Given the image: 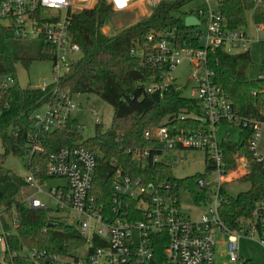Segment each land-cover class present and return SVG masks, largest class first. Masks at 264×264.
<instances>
[{
    "label": "built area",
    "instance_id": "built-area-1",
    "mask_svg": "<svg viewBox=\"0 0 264 264\" xmlns=\"http://www.w3.org/2000/svg\"><path fill=\"white\" fill-rule=\"evenodd\" d=\"M162 1L0 0L2 25L9 28L17 39L39 40L51 54L53 78L50 82H43L40 89L55 84L54 98L34 111L30 118L31 127L37 131L60 129L78 105L73 99L76 93L59 85L62 76L81 56V48L70 33L71 19L76 12L105 3L110 8V17L116 13L133 12L140 6L153 9ZM187 15L195 16L199 23L188 26L190 31L186 36L178 39L173 30L167 29L150 33L146 39L150 49H134L132 53L145 56L147 66L158 70L157 77L142 84L144 93H163L173 86L180 90L175 84L173 71L183 61H188L192 68L189 78L193 84L192 92L203 111L201 120L206 126L185 130L161 125L147 130L144 136L156 141L159 153L151 155L149 149H135L132 160L140 165L161 161L173 165L180 158H167L165 154L178 149L201 150L207 162V172L197 180L205 191L203 200L196 202L189 192L180 191L168 183L144 184L117 169L112 183L114 214L108 216L88 196L97 166L96 155L79 144L48 150L45 174L63 178L66 184L44 191L40 180L31 172L24 179L35 192L27 197L26 203L31 208H47L36 197V194L43 193L48 202L53 200L56 203L58 209H70L76 214L74 224L85 243L73 255H58L36 248L20 250L18 254L25 264H151L154 236L161 232L166 238L161 264H218L216 247L222 248L219 254L228 262L242 264L246 261L239 255L242 238L256 239L264 250V197L256 202L254 213L242 219L239 229L228 227L220 215L226 193L224 184L239 179L246 172L247 163L245 158H237L236 167L228 168L216 139V129L224 123L247 130L248 149L264 170V154L260 151L264 121L242 116L231 106L214 81L213 62L216 61H211L209 54L217 50L228 54L246 51L249 37L244 27L229 28L211 0H205ZM202 24L205 32L198 27ZM254 26L264 29L263 24ZM5 80L13 83L11 77L2 79L3 87L10 85ZM30 150L42 149L33 145ZM239 163L242 168L238 167ZM182 192L190 195L194 206L203 207L196 219L183 213L180 205ZM124 199L135 201L134 208H129V215ZM7 234L4 233V239ZM83 248L86 249L85 255L79 254Z\"/></svg>",
    "mask_w": 264,
    "mask_h": 264
},
{
    "label": "trees",
    "instance_id": "trees-1",
    "mask_svg": "<svg viewBox=\"0 0 264 264\" xmlns=\"http://www.w3.org/2000/svg\"><path fill=\"white\" fill-rule=\"evenodd\" d=\"M188 1L164 0L152 9L149 16L111 35L103 32L110 15V8L105 3L73 15L70 33L81 48V56L62 76L59 85L76 94H96L113 108L110 126L103 130L101 124H96L95 135L85 140L73 117L64 127L53 131H37L31 127L30 118L34 111L54 98L55 84L45 89L18 86L15 82L18 59L12 51V42L17 38L0 22V79H13V83L6 87L0 85V140L3 146L0 155V211L14 209L16 216L14 232L7 223H2L8 233L5 236V264H25L18 254L24 247L73 255L85 243L75 224L51 216L47 208H31L21 201V193L26 192L29 185L23 177L5 168L4 160L9 153L26 155L29 170L42 182L48 178L44 170L48 150L75 144L86 147L97 159L88 196L108 216L114 214L112 183L117 169L144 184L168 183L180 191L189 192L196 202L203 200L205 191L197 180L207 170L178 178L173 175L170 163L161 161L140 165L132 160L135 149H149L151 155L159 153L156 141L144 136L147 130L161 125L185 130L205 125L198 101L182 95L174 86L163 93H144L142 84L157 77L158 70L147 66L145 56L132 53L134 49H150L146 41L150 33L167 29L173 30L178 39L186 36L190 27L185 26L184 18L176 13ZM215 5L231 29L246 26L248 14L254 24L264 25V2L215 0ZM192 11L186 12L185 16ZM41 50L51 59L48 49L42 45ZM209 56L211 61H216L213 62L214 81L231 106L242 116L264 121V79L249 78V52L228 54L217 50ZM24 62L27 64L29 60ZM248 136L249 132L242 130L238 140H230L225 135L219 142L229 169L236 167L237 158H245L246 172L239 180L250 182L249 189L236 196L224 194L220 215L231 229H239L242 219L252 215L256 202L264 197V170L248 149ZM33 145L42 150L31 152ZM124 200L129 215V208H134L135 201ZM165 244L164 233L154 236L151 264L162 263ZM242 264L253 263L246 260Z\"/></svg>",
    "mask_w": 264,
    "mask_h": 264
},
{
    "label": "rangeland",
    "instance_id": "rangeland-1",
    "mask_svg": "<svg viewBox=\"0 0 264 264\" xmlns=\"http://www.w3.org/2000/svg\"><path fill=\"white\" fill-rule=\"evenodd\" d=\"M264 2V0H263ZM205 3V0H190L180 7L177 15L185 17V13L196 9ZM211 4L215 5V0H211ZM152 9L145 6L138 7L135 11L127 14H114L111 15L106 21L103 32L105 34H114L119 30L132 25L137 20L147 17L151 14ZM199 29L205 32V25H199ZM244 30L249 37L247 45V51L251 58V65L249 69V78L258 79L264 77V29H257L254 26L248 14L247 24L244 26ZM42 44L37 39H16L12 42L13 54L17 57L15 65V82L21 88H40L43 82H50L53 78L52 75V61L48 55L41 50ZM24 60H29V63H25ZM192 73V68L188 61H183L178 65L174 71L173 76L175 78V84L180 87L182 95L194 98L195 95L192 92L193 84L189 81ZM8 84L12 82L5 80ZM2 79H0L1 85ZM74 101L77 102V107L73 110L71 117L75 118L78 124L79 133L82 139H87L95 135L96 124H101L102 129L106 130L113 117V108L103 101L96 94H83L78 93L73 95ZM70 117V118H71ZM242 130L234 125L221 124L216 129V139L220 142L221 139L228 135L230 140H238L240 132ZM260 151L264 154V133L260 144ZM3 152L2 142L0 140V155ZM167 158L179 157L178 163H173L172 171L175 177L181 178L185 176H191L196 173L206 171L207 162L205 161V154L201 150L192 149H178L171 154H165ZM243 158V157H242ZM246 163V162H245ZM5 168L10 169L16 175L25 178L31 171L28 167V157L26 155H13L9 153L4 160ZM46 166V163H45ZM240 168L242 165L239 163ZM45 170V169H44ZM66 183L63 178L48 177L41 182V187L44 191L49 190L52 187L64 186ZM250 182L245 180L235 179L224 184V190L226 194L230 196H236L238 193L248 190ZM35 192L34 188L28 187L26 192L21 193V201L26 203L28 196ZM45 205H47L48 213L60 220H64L67 223L74 224L76 221V214L70 209L59 210L56 203L51 200L48 202L45 194H36ZM180 205L185 215L191 219H196L198 214L203 211V207L197 208L194 206L191 197L188 193L182 192L180 194ZM0 217V264H5V239L4 233L6 232L2 226L5 222L9 225L10 231L14 232L15 228V210L12 209L9 212H1ZM218 238H220L218 236ZM29 249V248H22ZM222 248L216 247V260L218 264H234L227 261V258L220 256ZM79 254L85 255L86 249L83 248ZM239 255L244 260H250L253 264H264V250L256 239L242 238L239 242Z\"/></svg>",
    "mask_w": 264,
    "mask_h": 264
},
{
    "label": "water",
    "instance_id": "water-1",
    "mask_svg": "<svg viewBox=\"0 0 264 264\" xmlns=\"http://www.w3.org/2000/svg\"><path fill=\"white\" fill-rule=\"evenodd\" d=\"M199 20L193 15H187L184 17V25L185 26H193L198 25Z\"/></svg>",
    "mask_w": 264,
    "mask_h": 264
},
{
    "label": "crops",
    "instance_id": "crops-1",
    "mask_svg": "<svg viewBox=\"0 0 264 264\" xmlns=\"http://www.w3.org/2000/svg\"><path fill=\"white\" fill-rule=\"evenodd\" d=\"M66 184V183H65Z\"/></svg>",
    "mask_w": 264,
    "mask_h": 264
}]
</instances>
